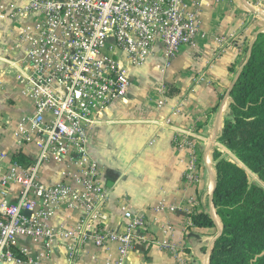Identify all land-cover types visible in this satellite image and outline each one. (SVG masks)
Returning <instances> with one entry per match:
<instances>
[{"label": "crops", "instance_id": "obj_1", "mask_svg": "<svg viewBox=\"0 0 264 264\" xmlns=\"http://www.w3.org/2000/svg\"><path fill=\"white\" fill-rule=\"evenodd\" d=\"M186 2L199 13L195 44L182 47L169 66L162 45H156L144 63L131 68L125 99L115 102L91 131V154L106 192L103 225L124 228L125 205L146 217L154 240L138 244L122 264H182L165 242L183 248L191 264H209L208 251L223 226L211 200L217 176L214 151L220 145L227 152L219 137L230 111V90L253 45L264 36V0ZM18 6L0 7V153L27 167L38 150L21 146L15 135L25 105L30 106L22 103L20 81L9 62L23 52ZM66 165L48 161L41 180L75 187L63 174ZM190 172L198 181L188 180ZM1 186L0 180V192ZM20 197L21 184L12 183L7 199ZM161 204L165 208L159 210ZM199 213L209 214L214 225H197L193 216ZM83 220L82 209L58 208L48 221L56 233L50 256H45V239L30 237L19 240L16 256L21 264H117L118 244L98 247L92 223L89 237L80 243Z\"/></svg>", "mask_w": 264, "mask_h": 264}, {"label": "built area", "instance_id": "obj_2", "mask_svg": "<svg viewBox=\"0 0 264 264\" xmlns=\"http://www.w3.org/2000/svg\"><path fill=\"white\" fill-rule=\"evenodd\" d=\"M15 3L23 20V52L9 62L20 81L22 103L30 106L25 105L15 135L38 156L26 167L0 153V264L22 263L14 249L24 237L45 239L49 257L56 233L48 221L62 206L84 211L80 243L92 223L95 244H118L117 264H122L138 244L154 240L146 217L125 205L124 228L103 225L106 192L91 154V131L115 102L125 99L131 68L144 63L156 45H162L169 66L182 47L195 44L199 13L186 0H0V7ZM51 160L67 162L63 174L75 187L41 180V168ZM187 178L198 181L192 172ZM15 182L21 184V197L11 202L7 190ZM164 244L182 264H191L183 248Z\"/></svg>", "mask_w": 264, "mask_h": 264}, {"label": "trees", "instance_id": "obj_3", "mask_svg": "<svg viewBox=\"0 0 264 264\" xmlns=\"http://www.w3.org/2000/svg\"><path fill=\"white\" fill-rule=\"evenodd\" d=\"M243 65L232 88L230 111L219 137L232 154L217 148L214 151L217 176L213 203L223 232L215 241L210 264H264L263 35ZM193 218L199 226L214 225L207 213Z\"/></svg>", "mask_w": 264, "mask_h": 264}, {"label": "water", "instance_id": "obj_4", "mask_svg": "<svg viewBox=\"0 0 264 264\" xmlns=\"http://www.w3.org/2000/svg\"><path fill=\"white\" fill-rule=\"evenodd\" d=\"M243 67H244V65L241 67L239 73L242 71ZM239 73H238V75H239ZM238 75H237V77H238ZM237 77H236V79H237ZM235 82H236V80L233 82V85H232L230 91H232V88H233ZM227 152L231 153V152L228 151V150H227ZM231 154H232V153H231ZM215 186H216V179H215ZM215 186H214V188H215ZM213 198H214V190H213V193H212V195H211V200H212V201H213ZM222 232H223V226H222V227H219V234H218V236L221 235ZM218 236L216 237V239L218 238ZM216 239H215V241H216ZM215 241L212 243V245H211V247H210V249H209V251H208V257H207V259H208V263H209V264H210V256H211V252H212L213 246H214V244H215Z\"/></svg>", "mask_w": 264, "mask_h": 264}, {"label": "rangeland", "instance_id": "obj_5", "mask_svg": "<svg viewBox=\"0 0 264 264\" xmlns=\"http://www.w3.org/2000/svg\"><path fill=\"white\" fill-rule=\"evenodd\" d=\"M231 100H232V99H231ZM219 143H220L221 145H223L220 141H219ZM216 148H217V147H216ZM216 148H215V149H216ZM217 149L221 150L224 154H225V153L227 154V152H226V151H225L220 145H219V147H218ZM227 157L230 158V159H232V160H234V158L232 157V155H229V154H228ZM252 180H253V182L256 181V179H255L254 177H252Z\"/></svg>", "mask_w": 264, "mask_h": 264}]
</instances>
